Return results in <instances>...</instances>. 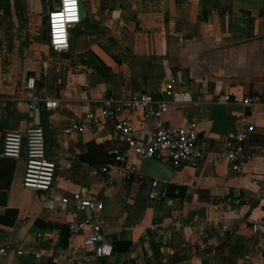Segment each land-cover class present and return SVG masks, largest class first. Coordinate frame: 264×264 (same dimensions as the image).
<instances>
[{"label": "crops", "instance_id": "1", "mask_svg": "<svg viewBox=\"0 0 264 264\" xmlns=\"http://www.w3.org/2000/svg\"><path fill=\"white\" fill-rule=\"evenodd\" d=\"M57 2L0 0V248L31 252L0 254V264H53L54 257L66 264L74 203L66 209L60 199L77 192L103 202L105 235L115 248L108 258L90 252L85 264H264V235L252 232L264 220V0H81V23L62 53L51 50L46 22ZM29 75L41 97L60 100L57 110L35 117L24 98ZM167 83L190 91L193 102L171 104L162 121L196 128L207 146L220 149L244 116L258 123L246 141L255 156L245 171L235 175L225 159L207 155L160 179L161 187L182 190L180 199L171 193L154 201L152 176L126 181L119 169L112 183L93 176L92 168L111 162V148L127 147L115 123L65 129L107 95L161 99ZM225 94L230 102L220 101ZM249 94L262 102L238 103ZM119 119L142 141L155 131L156 121L140 109L127 108ZM33 125L43 128L57 166L48 192L23 186L26 156H2V136ZM128 163L142 172L134 154Z\"/></svg>", "mask_w": 264, "mask_h": 264}, {"label": "built area", "instance_id": "2", "mask_svg": "<svg viewBox=\"0 0 264 264\" xmlns=\"http://www.w3.org/2000/svg\"><path fill=\"white\" fill-rule=\"evenodd\" d=\"M82 20L81 0H58L57 5L48 13L47 32L52 51L62 53L71 47V31ZM25 100L31 111H55L59 108L60 100L43 98L37 93V80L33 75L26 79ZM163 97L155 98L151 93L130 95L117 98L112 94L100 100V107L88 111L83 117L76 119L65 129L66 133L82 131L84 129L97 130L113 121L118 140L126 144V149L113 147L108 151L111 162L94 167L90 171L93 176H103L110 183L115 181V169H119L126 181L143 178L145 174L137 166L130 165L128 159L134 154L140 160L157 157L172 169H178L191 161H200L207 155H214L228 162L229 170L235 175L242 174L255 156V152L246 146V141L259 128L257 122L246 116L242 117L221 140V148L207 146L201 140L194 127H177L162 121L163 115L171 104L183 105L193 102L191 92L177 90L173 83L163 87ZM222 102H230L231 95L225 94L220 98ZM238 101V100H237ZM262 102L258 94H249L238 103L250 107ZM127 108L143 111L147 119L156 121L155 131L150 139L142 141L134 134V128L128 120H120V114ZM45 132L41 126H30L25 132H8L3 135L2 156L21 158L23 141H27L26 171L23 186L40 192L50 191L55 183L57 171L56 163L47 157L45 146ZM161 180L153 178L150 183L149 198L162 200L169 197V186L161 187ZM180 190L176 188V198H181ZM64 208L73 202L74 208L67 210L70 215L68 222L69 245L66 248L64 261L66 264H85L90 252L99 258L111 257L114 244L105 235L104 221L101 217L104 204L95 195L77 192L72 198L60 199ZM89 210V217H81L80 213ZM157 231V228H153ZM254 236L264 235V220L252 225ZM16 252L19 255H29L31 252L0 248V254L7 256ZM36 258L40 253H34ZM53 264H60L61 259L52 258Z\"/></svg>", "mask_w": 264, "mask_h": 264}, {"label": "water", "instance_id": "3", "mask_svg": "<svg viewBox=\"0 0 264 264\" xmlns=\"http://www.w3.org/2000/svg\"><path fill=\"white\" fill-rule=\"evenodd\" d=\"M35 117L39 118V111L35 112ZM22 155L27 156V141L24 139L23 141V150H22ZM174 169H172L169 165L165 164L163 161H161L157 157L153 158H148L144 159L142 163V172L146 175L159 178L165 181H169L171 177L173 176ZM170 201L171 204V199L167 200ZM106 262L103 261V264Z\"/></svg>", "mask_w": 264, "mask_h": 264}, {"label": "trees", "instance_id": "4", "mask_svg": "<svg viewBox=\"0 0 264 264\" xmlns=\"http://www.w3.org/2000/svg\"><path fill=\"white\" fill-rule=\"evenodd\" d=\"M175 190H176L175 187H173V188L169 187V195H171V193L173 194L175 192ZM180 192H182V190Z\"/></svg>", "mask_w": 264, "mask_h": 264}]
</instances>
